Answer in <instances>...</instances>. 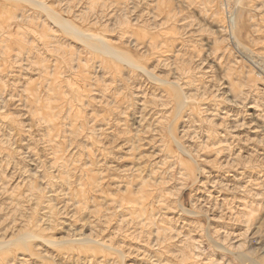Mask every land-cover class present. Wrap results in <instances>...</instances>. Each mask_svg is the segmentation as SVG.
Returning a JSON list of instances; mask_svg holds the SVG:
<instances>
[{
    "label": "rangeland",
    "instance_id": "1",
    "mask_svg": "<svg viewBox=\"0 0 264 264\" xmlns=\"http://www.w3.org/2000/svg\"><path fill=\"white\" fill-rule=\"evenodd\" d=\"M40 2L127 60L0 0V264H264V0Z\"/></svg>",
    "mask_w": 264,
    "mask_h": 264
},
{
    "label": "bare ground",
    "instance_id": "2",
    "mask_svg": "<svg viewBox=\"0 0 264 264\" xmlns=\"http://www.w3.org/2000/svg\"><path fill=\"white\" fill-rule=\"evenodd\" d=\"M15 2H18V1H27L28 3L30 1H32L33 3L37 4L38 6V10L40 12H43L46 14L47 18H50L52 20V22H54L57 26H60L64 29V31L68 34H71L73 37H76L80 40H82L84 43H86V45H88L89 47L91 46H95V45H98L100 46L103 50L107 51L109 54H111L112 56L116 57V58H119V59H122V60H127L124 58V56H120V54L114 50L113 48H111L109 45H107V43L104 41V39L98 37L97 35H94L93 33L91 32H87L85 30H81L79 28H75L73 27L71 24H69L64 18H61V16L59 15H56V12L54 10H52L50 7L46 6V4L44 3H41L39 0H13ZM24 3V2H23ZM26 3V2H25ZM23 7H19V9L21 11H24V9H22ZM28 11V9H26ZM30 12V11H29ZM228 12V11H226ZM262 12V11H261ZM27 13V12H26ZM231 14V13H230ZM233 15V14H232ZM22 17L25 18V15H21ZM59 16V17H58ZM230 16V15H229ZM232 17V16H231ZM14 18V17H12ZM29 18V17H27ZM232 19V18H231ZM229 19V20H231ZM233 20V19H232ZM29 21V20H28ZM24 23V22H23ZM28 23V22H26ZM231 24V23H229ZM7 25V24H6ZM228 25V24H227ZM226 25V27H227ZM18 28H20L21 26L20 25H16ZM231 26V25H230ZM1 27V25H0ZM26 28V27H25ZM229 28V27H228ZM257 28V27H256ZM255 28V29H256ZM8 30V29H7ZM232 31V37L233 38V45L235 46V48L242 52V54L244 55H247L245 56L250 58V59H246L247 61H249L250 63H252L254 65V67L263 75L264 77V52H261V50L257 51L254 49H252L251 47L249 46H246L244 44H242V41L239 40V37L237 36V33L233 32V26H231V29ZM259 31V30H258ZM229 32V31H228ZM260 32V31H259ZM17 31H11V30H8V31H3V32H0V43L2 44V42H8V43H12V41H14L16 38H17ZM234 33V34H233ZM22 34H25V32H23ZM229 34V33H227ZM231 34V33H230ZM249 34V33H248ZM255 34V32H254ZM257 34V33H256ZM262 34V33H261ZM259 35V34H258ZM254 36V35H253ZM41 37V36H39ZM42 38V37H41ZM44 38V37H43ZM252 38V37H251ZM230 40V38H229ZM24 42V41H23ZM27 43V42H26ZM0 44V45H1ZM260 44V43H259ZM264 44V43H263ZM9 45V44H8ZM255 45V44H254ZM3 46V45H2ZM260 46V45H259ZM8 47V46H7ZM5 48V47H3ZM12 48V47H11ZM263 47H261L262 49ZM18 50V57H20L23 53V47L21 45H17V48ZM258 49V47L256 48ZM2 50V49H1ZM6 50V49H5ZM4 50V51H5ZM3 51V52H4ZM14 51V50H13ZM239 52V53H240ZM241 54V53H240ZM6 54H4L5 56ZM243 56V55H242ZM10 57V56H9ZM1 59V58H0ZM150 77H152L154 80L158 81V82H161L162 80L156 78L155 76L151 75L150 72L148 71H145ZM258 72V73H259ZM262 77V78H263ZM264 80V79H263ZM173 84V83H172ZM175 84V83H174ZM184 104V102L182 103ZM237 154V153H236ZM233 158V157H232ZM219 177V176H218ZM223 185V184H222ZM228 185V184H227ZM240 187V186H239ZM214 209V208H213ZM20 236V235H19ZM30 237V235L26 234L24 237H18L20 239V241H23L25 239H28ZM17 239V238H16ZM254 263V262H253ZM255 264V263H254Z\"/></svg>",
    "mask_w": 264,
    "mask_h": 264
}]
</instances>
